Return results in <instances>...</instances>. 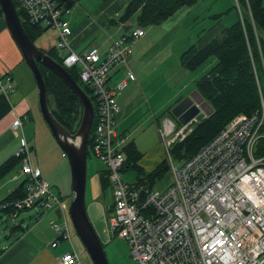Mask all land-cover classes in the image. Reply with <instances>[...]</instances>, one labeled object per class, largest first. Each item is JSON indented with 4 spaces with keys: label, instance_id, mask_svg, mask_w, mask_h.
<instances>
[{
    "label": "built area",
    "instance_id": "obj_1",
    "mask_svg": "<svg viewBox=\"0 0 264 264\" xmlns=\"http://www.w3.org/2000/svg\"><path fill=\"white\" fill-rule=\"evenodd\" d=\"M13 2L20 22L55 30L54 51L60 53L61 65L66 70L76 68L80 81L91 90L95 124L88 135L89 155L103 163L113 189V207L104 210L103 221L109 228L106 234L126 240L134 264H264V154L254 153L264 127L263 100L260 110L232 117L210 142L178 166L173 165L169 148L197 121L193 118L180 127L174 120L164 121L159 134L171 183L161 190L124 183L125 137L118 131L121 107L116 95L129 80H135L127 56L131 43L145 30L136 26L116 39L109 35L111 42L103 53L95 45L78 52L70 45L72 30L63 18L69 9L60 7L57 0ZM118 64L124 65V75L113 80L111 70ZM15 90L12 76L0 77V95L9 101L8 94ZM23 121L24 117H16L10 128L19 136L14 155L20 159L25 191L3 207L10 210L12 221L20 211L38 205L46 210L57 208L61 214L56 219L62 222L52 219L50 225L59 238L71 241L68 212L39 167L31 162ZM57 244L58 240L52 246ZM58 261L81 264L76 252H64Z\"/></svg>",
    "mask_w": 264,
    "mask_h": 264
},
{
    "label": "crops",
    "instance_id": "obj_2",
    "mask_svg": "<svg viewBox=\"0 0 264 264\" xmlns=\"http://www.w3.org/2000/svg\"><path fill=\"white\" fill-rule=\"evenodd\" d=\"M78 1L80 2L81 0ZM128 1L129 0H98L95 2V8L91 11L76 9L78 10L76 13V19L74 22L69 20V25L72 30L69 41L72 48L76 51L77 49L82 51L86 49L87 46L89 47L90 45H95L99 48L100 53H103L106 51L111 42L108 37L110 34H107L106 37L101 36L100 34L101 30H104L106 24L109 26L117 25L115 30L120 31L119 36L127 33L132 28L139 26L137 23L138 15L140 13L139 10L133 13H136L135 25L130 23V17L133 14L125 21H121L120 19ZM196 6V2L191 5H183L168 18L158 23H164L167 25L162 40H168L167 47H169L170 41L175 42V47L172 48L170 45L166 51L163 44H161L160 46L163 47L162 50L152 54L151 48L153 45L151 43V39H157L158 37L157 33H155V35L153 34L155 31L154 27L151 26L154 25H149L151 28L148 32L146 31L143 36L131 43L130 53L127 56V63L135 76V80H129L127 86L116 95V99L121 107L118 119V131L125 137V145L126 143L133 144L135 150L139 154L137 164L145 173L152 171L165 158V155L163 156L162 154V152H164V147L159 133L162 129L164 121L167 123L175 120L169 116L168 111H170V109L183 97L196 89V81L216 62V59L211 57L214 59H207L203 64L209 60L210 63L205 65V67H203L200 71H197L198 68L193 71H189L180 63V51H182L189 43L194 44L198 49L202 48L210 40L220 36L225 27L230 26L237 20L238 15L236 14V18H233L234 20L231 19L229 21H224V19L221 18L224 14L222 10L217 12L214 17L203 15L202 17L207 24L205 26H200V28H197L196 26L195 33L187 39L185 44H183L180 40H174L172 35L177 32L172 33L170 36L168 35L169 31L172 30L173 27L177 26V20L183 16L188 17L189 15L188 25H190V23L192 25L194 23L193 20L198 17L199 13L197 9H195ZM207 10L208 8L203 12H206ZM174 14L179 15L170 25L167 24L169 18H173ZM0 16L2 17V15ZM1 17L0 40L4 39L10 45H14L15 42L6 27L4 20H2L3 17L2 19ZM177 29L178 27L175 28V30ZM97 41H99V44L95 43ZM178 44L181 48H178ZM14 46H16V44ZM14 49L17 51L16 57L11 62L6 60L7 66L2 62V58L0 59L1 78L5 75L12 76L11 74H7L8 72H2V68L4 69V67H9L11 69H15L18 65L24 62L17 46L14 47ZM174 49L175 52H173ZM124 70V65H116L111 70L112 79L117 80L122 77L124 75ZM12 78L14 81L13 76ZM160 79H162V81L158 82ZM14 84L16 86L15 91H17L18 87L15 82ZM11 111L14 112V115H12ZM11 111L0 119V165L9 157L13 156L19 146V136L15 135L11 130V123L18 116L24 117L25 119V116L18 114L14 110V107H11ZM27 140L29 141L28 138ZM162 149L163 151H161ZM156 158L160 159L152 162V160ZM31 162L34 166L39 167L41 176L48 181L44 175H50L46 166L39 162L35 164L34 159L32 160V156ZM144 164H146L148 170L144 168ZM14 167H16V169L12 168L5 175L0 176V200L4 199L7 194L16 189L21 182L24 181V177L19 172L20 162ZM102 172H104V170L97 173L99 183H101L100 176ZM7 174L9 175L6 177ZM164 175L160 179H162ZM4 177L7 179L3 180L5 179ZM159 180L154 183L153 187L158 184ZM171 181L172 173L168 184L160 185L158 189L161 190L166 188ZM93 194L94 197H96V194ZM68 199L69 194L61 198L67 212ZM35 207L39 210V219L35 220V224L33 226L26 224L24 227L25 230L21 232V234L16 237L12 243L10 242L3 249L0 254V264H59L58 260L64 252H76L79 255L81 264H91L87 261L86 252L75 234L73 227H71L72 237L71 241H69L71 244V251H64L60 249V243H62L65 239L59 238L55 230L50 225L53 217L58 218L56 213L58 209H52L53 213H51V210L45 212L39 205ZM107 207L108 205L103 206V211L106 210ZM45 213L46 215L42 217ZM31 218L32 216H29L30 220ZM17 228L22 229V226L17 225ZM72 238H74V241ZM56 240H58V244L56 246H52V243Z\"/></svg>",
    "mask_w": 264,
    "mask_h": 264
},
{
    "label": "trees",
    "instance_id": "obj_3",
    "mask_svg": "<svg viewBox=\"0 0 264 264\" xmlns=\"http://www.w3.org/2000/svg\"><path fill=\"white\" fill-rule=\"evenodd\" d=\"M14 1V0H13ZM58 5L70 9L78 0H57ZM197 0H129L123 10L121 21L127 20L134 12L140 11L137 19L139 26L155 25L168 18L183 5L194 4ZM238 9L237 20L227 26L221 35L210 40L202 48L190 45L180 54L181 65L193 71L207 59L214 57L215 64L195 83L197 91L213 109V112L192 124L191 130L182 138L173 142L169 154L174 162L180 164L190 159L201 147L210 142L232 117L239 113L252 114L261 108L264 101V5L263 0H236ZM0 15H2L0 11ZM26 34L33 41L45 30L40 26H28L21 19ZM59 64L53 49L45 51ZM45 84L48 106L55 118L71 133L78 127L82 114V104L64 84V82L47 67L38 63ZM70 76L80 85L82 90L94 103L90 88L83 84L76 68H68ZM11 111V105L3 95H0V119ZM180 127L181 124L168 111ZM93 120L90 133L94 128ZM91 148V137L87 139V155ZM126 160L121 168L125 171L132 168L136 172L134 186L147 185L153 187L168 170V159L165 157L152 171L145 173L137 164L138 152L132 143L124 146ZM20 162L15 155L9 157L0 165V176L5 175ZM179 164V165H180ZM102 188L109 186L106 172L100 176ZM24 181L0 200V211L10 215V210L3 205L12 199L24 195ZM113 200L109 208L113 207ZM72 227V225H71Z\"/></svg>",
    "mask_w": 264,
    "mask_h": 264
},
{
    "label": "rangeland",
    "instance_id": "obj_4",
    "mask_svg": "<svg viewBox=\"0 0 264 264\" xmlns=\"http://www.w3.org/2000/svg\"><path fill=\"white\" fill-rule=\"evenodd\" d=\"M96 1L98 0H81L80 2H76L67 11V13L63 14V18L67 19L68 21L70 20L74 22L78 10L91 11L95 8ZM196 3L197 6L195 9H197L199 13L198 17L193 20L194 23L192 25L191 23L190 25H188V20L190 16H183L182 18H179L177 20V26L173 27L172 30L169 31L168 35L170 36L172 33L177 32L172 35V37H174V40H180L183 44H185V42H187V39L195 33L196 26L197 28H200V26H205L207 24L202 17L203 15L214 17L217 12L222 10L224 14L221 18H223L224 21H229L231 19L234 20L233 18H236V14L239 15V10L234 7V5L237 4L236 0H198L196 1ZM207 8L208 10L206 12H203ZM178 15L179 14H174L173 18H169L167 24L170 25L174 21V19L178 17ZM2 20H4V18ZM130 23H136V13L130 17ZM116 26H109L106 24L104 30H101L100 32L101 36L106 37L107 34H110L113 39L117 38L119 36L120 31L115 30ZM151 27H154L155 32L153 34L155 35V33H157L158 37L157 39H151V43L153 45L151 48L152 54L162 50L163 47L160 46L161 44H163L166 51L168 50L170 45L172 48L176 46L175 42L170 41L169 47H167L168 40H162L164 37L163 34L167 27L166 24H157ZM151 27H143L145 33L146 31L148 32ZM177 27L178 29L175 30V28ZM56 41V33L53 28H48L44 30L40 36L33 40L34 44L40 49H43L44 51L54 49L57 44ZM95 43L99 44V41ZM190 44L192 43L186 45L183 50L185 51L190 46ZM14 45H10L4 39L0 40V59L2 58V62L5 65L7 63L6 60L11 62L16 57L17 51L14 49V47H16ZM178 48H181L179 47V44ZM183 50L180 51L179 54H181ZM77 51L82 52L78 49ZM54 52L58 58L60 53H57L56 51ZM173 52H175V49ZM209 61L201 65L200 68L198 67L197 71H200L203 67H205V65H208L210 63ZM1 71L8 72L7 74H11L14 77V82L18 87L17 91L8 94L9 103L12 108L14 107V110L18 114L25 116L23 131L25 132V136L30 141V146H32L30 150V156H32V160L34 159L35 164L39 162L46 166L50 175H46L44 173L43 174L48 179L53 192L56 195L61 196V198L67 196V194H70L71 192V178L68 164L69 162L66 155L59 147L57 141L54 139L50 129L45 124L40 114L38 106V91L32 74L30 73L25 62L18 65L15 69L4 67V69L2 68ZM161 81L162 79H160L158 82ZM11 113L12 115H14L13 111H11ZM261 134L262 136L258 140L254 149V153L258 156L264 154V127L261 130ZM161 151H163V149ZM162 154L164 156L165 152H162ZM160 158L153 159L152 162H155ZM179 164L180 163L177 160L173 162L174 166H178ZM144 166V168L148 170L146 164H144ZM14 169H16V167H14ZM103 170V163L99 159L94 157L92 154H90L86 160L85 204L87 213L103 245L104 252L109 264H134V260L132 259V256L130 254L129 245L126 240L119 236L110 238L106 234V229L109 230V228L107 225H105V222L103 221L105 216L103 206L111 204L113 200V189L110 184L109 186L101 188V183H99L97 173H100ZM9 174H7L6 177ZM6 177H4L5 179L3 180H6ZM170 177L171 172L169 169V171L164 175L162 179L158 181V184L154 188L158 189L160 185L168 184ZM121 178L124 183H133L136 178L135 171L132 169H126L125 171H121ZM93 193L96 194V197H94ZM67 202L69 204V199ZM43 210L45 212L49 211L45 208H43ZM38 211L39 210L36 207L20 211L14 221H12L8 217L7 213H5L4 211H0V254L10 242L12 243L13 240L25 230L24 227L26 224H29V226H33L35 224V220L39 219L40 217H38ZM50 212L53 213L52 210ZM45 215L46 213L42 217H44ZM29 216H32L31 220L29 219ZM53 219L57 220L58 223L62 222L61 219H56V217H53ZM17 225H21L22 229L17 228ZM72 240L74 241V238H72ZM60 245L61 250L71 251V244L69 240H64L62 243H60ZM87 261L90 262L88 256Z\"/></svg>",
    "mask_w": 264,
    "mask_h": 264
},
{
    "label": "water",
    "instance_id": "obj_5",
    "mask_svg": "<svg viewBox=\"0 0 264 264\" xmlns=\"http://www.w3.org/2000/svg\"><path fill=\"white\" fill-rule=\"evenodd\" d=\"M0 11L13 41L33 76L38 91L40 114L69 162L71 192L69 194L68 215L73 230L91 264H109L103 245L88 216L85 204L87 139L94 116L92 101L70 76L69 72L55 59L37 47L29 38L19 20L13 0H0ZM38 63L57 75L81 102V119L74 133L69 132L51 112L47 101L46 84ZM212 112L213 109L210 104L203 99L196 89L171 108V114L182 125L193 118L200 121ZM142 193L141 191L139 201ZM56 213L58 217L61 214L59 210Z\"/></svg>",
    "mask_w": 264,
    "mask_h": 264
}]
</instances>
